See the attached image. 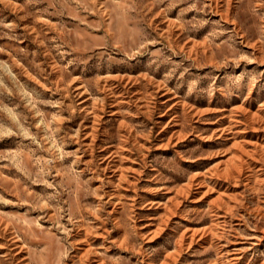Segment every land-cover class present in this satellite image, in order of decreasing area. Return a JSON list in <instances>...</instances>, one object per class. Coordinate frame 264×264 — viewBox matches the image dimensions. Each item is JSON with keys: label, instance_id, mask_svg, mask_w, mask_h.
I'll return each mask as SVG.
<instances>
[{"label": "clouds", "instance_id": "clouds-1", "mask_svg": "<svg viewBox=\"0 0 264 264\" xmlns=\"http://www.w3.org/2000/svg\"><path fill=\"white\" fill-rule=\"evenodd\" d=\"M44 2L48 6L41 10L21 9L24 14L20 17L21 20L32 18L33 23L26 31L42 37L38 43L44 45L41 53L44 59L37 62V56L29 59L24 49L0 46V54L8 57L7 60L0 57V66H6L0 72V139L16 138L7 148L0 149V180L3 181L0 187L20 197L19 203L30 205L23 215L9 217L4 214V219L13 226V241L20 240L18 246L28 251L25 264H81L74 254L80 245L77 238L80 230L87 229L95 235L97 229L93 225L99 221L98 227L104 229L108 240V229L104 225L113 218L107 209L112 196L119 195L117 186L107 177L99 187H93V182L104 174L100 167L102 160L93 155L87 166L82 167L85 163L82 157L93 150V145L83 143V122L90 116L95 117L93 136L100 135L99 125L105 107L109 106V101L116 105L124 103L121 96L126 93L119 90L128 83L141 85L149 96H154L160 87L172 94L176 104L184 110L182 117H173L181 123V138L196 131L191 114L194 109L197 114H203L201 109L195 108L197 103L206 102L208 111H217V106L233 111L231 106L235 105V112H245L243 105L252 92L259 88L264 93V0H90L88 5H82L80 0H27V4L33 5ZM177 8L175 18H170L169 14ZM81 9L90 13L94 10L97 18L81 16ZM45 15L68 16L72 20H61L56 26L57 34L49 38L41 24ZM157 17L159 22H156ZM165 21L169 22L168 28L162 27ZM44 23L51 25V21ZM173 29L178 32L174 33ZM47 31H52V27ZM186 45H195L200 56H190ZM25 76L28 78L24 79ZM77 80L83 92L69 87ZM45 90L53 95L46 96ZM84 92L94 101L87 108L81 107L80 96ZM154 114L153 106L146 113L151 125L138 126L137 136H142L145 142L155 139L153 132L160 124ZM120 115L127 119L131 113L121 110ZM77 119L79 127L73 124ZM233 127L235 124L220 130L221 135L225 131L233 132ZM118 135L117 132L112 138ZM197 135L208 140L215 134L204 135L197 131ZM232 138L235 139V133ZM179 142L175 139L170 145L173 152H158L149 163L155 165L161 181L175 180L177 175L187 178L186 197L187 193L194 195L185 208L179 210V215L201 220L213 207L209 204L205 208L198 203L201 191L213 190L218 180L225 178L219 165L205 167L202 161L223 153L211 151V146L199 143L176 148ZM77 143L80 147L74 148ZM134 148L144 154L139 141ZM260 159L264 163V152ZM193 165L198 168L194 169ZM13 169L18 171L5 174V170ZM239 172L240 169H236V173ZM238 178V175L233 176V180ZM108 184H112V193L104 192ZM33 185H42L41 192H36ZM100 192L108 199L99 202L90 199ZM0 202L12 201L0 193ZM140 206L151 207L152 203ZM34 211H39L40 215L30 216ZM244 211L247 215L248 210ZM175 214L173 205L171 212L158 217L160 224L154 234L135 227L134 211L126 213L131 224L115 221L116 227L125 228V243L122 245L116 238L109 241L108 247L123 246L130 252L122 264H164L169 250L179 245L183 225L177 221L163 240L156 244L152 241L167 229L166 217ZM216 218L213 214V219ZM240 219L249 228L264 232V224L257 228L256 223L243 216ZM40 221H51V225L39 227L37 232ZM234 237H243L245 241L252 239L245 230L229 225L208 248L191 253L185 264H238L243 256H231L223 251ZM260 239L264 237H258L256 243ZM36 240L40 243H34ZM99 247L107 251L104 245ZM253 248L254 243L250 242L245 248L234 251L248 252ZM209 252L214 256L205 255ZM99 255L107 259L103 252ZM13 261L10 251L9 260L4 264ZM96 264L101 262L98 260ZM245 264H264V249H256Z\"/></svg>", "mask_w": 264, "mask_h": 264}, {"label": "rangeland", "instance_id": "rangeland-1", "mask_svg": "<svg viewBox=\"0 0 264 264\" xmlns=\"http://www.w3.org/2000/svg\"><path fill=\"white\" fill-rule=\"evenodd\" d=\"M80 2L82 5H88L90 0H80ZM25 5H27L26 8ZM47 6V2L33 5L27 4V0H0V46L10 45L12 48L24 49L29 54V59L36 55L37 62L43 60L44 57L41 53L44 45L38 43V40L42 37L38 36L36 32L26 31L33 23L32 18L21 20L20 17L24 14L21 9L41 10ZM178 11V8L173 10L169 14L170 18L174 19ZM79 14L89 19L97 18L94 10L90 13L87 9H81ZM216 18H219L218 14ZM61 20H72V17L65 16L61 18L47 15L42 17L41 24L49 38L57 34L56 26ZM45 21H51V25L44 23ZM159 21L160 18L157 17L156 22ZM73 23H79V21L73 20ZM12 24H18L19 26L16 28L4 27ZM50 26L52 31H47ZM169 26L168 21L162 24L164 28ZM172 31L174 33L178 32L177 29ZM3 33H7V35H3ZM12 36H16L17 39H10ZM44 43L47 44L48 41L45 40ZM185 47L190 56L194 58L200 56V52L195 45L191 47L186 45ZM0 57L5 60L8 59L6 54H0ZM5 67L0 66V72L4 71ZM27 78V76L24 77V79ZM33 83L35 82L33 81ZM69 87L83 92L78 80L72 82ZM119 91L126 93V95L121 96L124 103L116 105L112 101L108 102L109 106L105 107L103 119L99 125L100 135L95 138L93 136L95 117L90 116L88 120L83 122L85 125L83 143L86 146L93 145V150L82 157L85 162L82 167L87 166V161L92 159L93 155L102 160L103 163L100 167L104 169V174L100 179L93 182V187H99L107 177L117 186L119 195L112 196V202L107 209L113 218L104 225V228L108 229V240L105 239L104 229L98 227L99 221L93 225L97 229L95 235H91L87 229L80 230L81 234L77 237L80 245L74 254L79 257L81 264H96L98 260L101 264H122L123 259L129 256L130 252L123 246L108 247L109 241L116 238L121 240L122 245L125 243V228L116 227L115 221H121V223L127 221L129 224L134 221L135 227L141 232L155 234L160 224V220L157 218L171 212L173 205H175L177 214L166 217L167 229L152 241L153 244H156L163 240L176 226L177 221H180L183 225L181 230L183 235L179 238V245L175 250H169L166 258H164V264H185L191 253L208 248L212 241L220 237V231H223L229 225L236 230H245L246 234L252 238L251 241H245L243 237H234L232 242L228 243L223 249L231 256H243L244 259L238 261V264H245L256 249H264V239H260L256 243L258 237H264V232L249 228L240 219L243 216L249 222L256 223L257 228L260 224H264V163H261L260 159L261 153L264 152V93H261L259 88L254 90L248 101L243 105L246 110L243 113L235 112V105L231 106L233 111L220 106H217V111H208L206 102L197 103L195 108L201 109L203 114H197L195 109L191 114L193 117L192 126L196 131L181 138V123H177L173 117H182L184 110L182 106L176 104L170 92L160 87L154 93V96H149L141 85L130 83L126 87L122 86ZM45 94L46 96L53 95L51 91L47 90H45ZM56 95L58 96L59 93ZM80 100L82 101V108H87L94 103L93 100L89 99L86 92L80 96ZM153 106L155 107L154 118L160 124L154 129L155 139L145 142L142 136H137L138 126L151 125L146 113ZM121 110L129 112L131 115L125 119L120 115ZM137 113L140 114L137 115ZM236 121H241V123L236 124ZM79 123V119L73 122L76 127H79ZM234 124L233 132L225 131L221 135L220 130L227 129ZM161 127H163L162 131ZM105 130H107V134H104ZM197 131L204 135L212 133L215 135L212 139L202 140L201 136L197 135ZM117 132L119 135L116 139H113V135H116ZM233 133H235V139L232 138ZM174 134L175 139L180 140L179 143L175 144L176 148L199 143L206 147L211 146V151L223 153L202 161L205 167L213 164L219 165L225 177L218 180L213 190L201 191V198L198 203L204 205L205 208L209 204L213 206L204 219H185L179 215V210L185 208V205L193 199L194 195V193H187L186 197L187 187L185 181L187 178L177 175L175 180L161 181L156 174L155 165L149 163L158 152L171 153L174 151V148L170 146L175 143ZM15 139V137H3L0 139V149L7 148L10 142ZM137 141L144 150L143 155H141L140 150L134 148ZM165 143H168L169 146L165 147ZM152 145H156V147L153 148ZM73 147L79 148L80 144L77 143ZM96 149H99V151ZM3 162L7 163V161ZM192 167L197 169L198 165ZM236 169H240L238 174ZM15 171L18 170H5V174L11 175ZM87 175H92V173ZM234 175H238L239 178L233 180ZM0 183H3V181L0 180ZM42 188V185H33V189L38 193L41 192ZM113 191L112 184H108L104 189V192L108 193ZM104 192H100L90 199L97 202L107 200L108 196L104 195ZM0 193H4L5 197L12 201L11 203L0 202V245H5L0 247V264H4L9 260L10 251L11 256L14 257L12 264H15V262L25 264L28 251L22 246H18L21 245L20 240L13 241L15 232L13 226L4 219V214H8L9 217L23 215L30 205L19 203L20 197L4 192L2 187H0ZM149 202L152 203L151 207L140 206ZM238 205L240 207H237ZM245 209L248 210L247 215H245ZM132 211L135 212V215L132 217V221H129L128 216L125 214H130ZM237 212H239V216ZM213 214L216 215V219H213ZM29 215L35 217L39 216L40 213L34 211ZM50 225L51 221H40L36 231H39V227L47 228ZM250 242L254 243L252 250L248 252L234 251L235 249L245 248ZM34 243L38 244L40 241L36 240ZM100 245H104L107 251L99 247ZM184 249L187 250L184 251ZM101 252L104 253L107 259L99 255ZM205 255L212 257L214 253L209 252Z\"/></svg>", "mask_w": 264, "mask_h": 264}]
</instances>
